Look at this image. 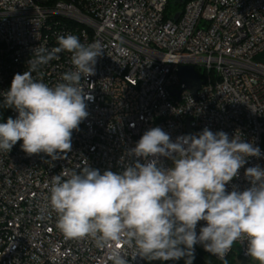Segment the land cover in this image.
<instances>
[{
    "label": "built area",
    "instance_id": "1",
    "mask_svg": "<svg viewBox=\"0 0 264 264\" xmlns=\"http://www.w3.org/2000/svg\"><path fill=\"white\" fill-rule=\"evenodd\" d=\"M176 1L0 0V93L28 70L37 48L51 50L60 35L102 49L95 74L81 78L92 99L85 101L88 116L72 132L71 151L55 160L43 152L28 155L22 140L0 151V264H114L115 253L128 264H146L123 241L67 238L57 228L49 189L53 176L79 172L85 160L101 174L120 173L137 159L146 163L129 153L152 128L172 142L208 128L259 147L261 155L246 157L227 192L251 187L248 167L264 169V64L253 61L264 51V0H182L178 19L165 18ZM58 55L33 77L49 86L63 82L62 74L75 68L70 53ZM179 66H192L201 80L195 96L181 82ZM17 116L11 109L9 117ZM151 159L173 166L164 156ZM204 226L206 221L197 223V235ZM194 250L218 262L231 254L251 258L246 239L223 258L199 243Z\"/></svg>",
    "mask_w": 264,
    "mask_h": 264
},
{
    "label": "clouds",
    "instance_id": "2",
    "mask_svg": "<svg viewBox=\"0 0 264 264\" xmlns=\"http://www.w3.org/2000/svg\"><path fill=\"white\" fill-rule=\"evenodd\" d=\"M56 47H40L28 70L13 76L9 89L0 93L3 106L18 112L0 122V151L9 152L20 140L28 155L46 153L53 160L72 149V132L88 116L81 78L95 74L98 43L83 44L73 34L57 37ZM71 54L75 71L65 72L63 82L49 86L33 72L40 65ZM130 155L147 162L125 166L120 173L87 165L79 172L62 170L51 178L50 204L57 213V228L67 238L90 236L101 245L123 241L136 255L148 260H179L193 264L194 246L225 257L237 241L247 240V254L264 264V169L248 167L251 187L226 191L246 157L261 155L259 147L239 135L229 138L205 128L172 142L161 128L146 131ZM164 156L173 166H158ZM206 226L197 235L199 221ZM183 246V247H181ZM114 264H128L115 253Z\"/></svg>",
    "mask_w": 264,
    "mask_h": 264
},
{
    "label": "trees",
    "instance_id": "3",
    "mask_svg": "<svg viewBox=\"0 0 264 264\" xmlns=\"http://www.w3.org/2000/svg\"><path fill=\"white\" fill-rule=\"evenodd\" d=\"M187 1V0H185ZM176 5L179 8H182V5L178 4L176 1ZM170 16L168 15V13L165 14V18H169ZM198 73L200 72L198 69L196 70ZM12 108H5L3 106V100H0V122H6L8 117H9V113L11 111ZM235 257H237L234 254H231L227 257V259L224 262H218L215 259H213L212 257H210L209 255L199 251V256L195 257L193 260V264H233V260L235 259ZM148 261V259H147ZM146 261V264H147ZM152 262V264H154L153 260H150ZM166 264H185V258H180L179 260H167L165 262Z\"/></svg>",
    "mask_w": 264,
    "mask_h": 264
},
{
    "label": "water",
    "instance_id": "4",
    "mask_svg": "<svg viewBox=\"0 0 264 264\" xmlns=\"http://www.w3.org/2000/svg\"><path fill=\"white\" fill-rule=\"evenodd\" d=\"M178 4H182V0H177ZM180 15V12H177L172 17L173 21H176ZM177 74L184 84L185 89L188 90L192 96H195L196 92L200 89L202 82L199 79L197 73L195 72L192 66H179L177 69ZM177 92H173L172 95L177 96Z\"/></svg>",
    "mask_w": 264,
    "mask_h": 264
},
{
    "label": "rangeland",
    "instance_id": "5",
    "mask_svg": "<svg viewBox=\"0 0 264 264\" xmlns=\"http://www.w3.org/2000/svg\"><path fill=\"white\" fill-rule=\"evenodd\" d=\"M181 8H179L177 5H170L168 6V9L166 10V13H168V15L171 17L172 15H174L177 12H180ZM254 62L257 63H262L264 64V51H262L261 53H259L258 55H256L253 58ZM183 247V246H181ZM199 256V251L198 250H194V257ZM170 261V260H169ZM154 264H166V261H162V260H153ZM233 264H258V261H254L251 258L248 260H243L240 259L238 257H235V259L232 261ZM147 264H152V262L150 260L147 261Z\"/></svg>",
    "mask_w": 264,
    "mask_h": 264
}]
</instances>
